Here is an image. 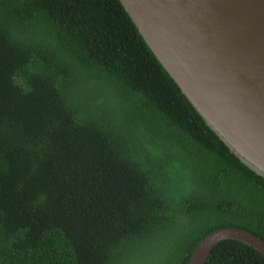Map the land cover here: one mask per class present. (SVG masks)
I'll list each match as a JSON object with an SVG mask.
<instances>
[{
    "label": "trees",
    "instance_id": "16d2710c",
    "mask_svg": "<svg viewBox=\"0 0 264 264\" xmlns=\"http://www.w3.org/2000/svg\"><path fill=\"white\" fill-rule=\"evenodd\" d=\"M264 178L206 125L119 0H0V264H187ZM205 264H264L224 240Z\"/></svg>",
    "mask_w": 264,
    "mask_h": 264
},
{
    "label": "water",
    "instance_id": "95a60500",
    "mask_svg": "<svg viewBox=\"0 0 264 264\" xmlns=\"http://www.w3.org/2000/svg\"><path fill=\"white\" fill-rule=\"evenodd\" d=\"M139 34L206 125L264 178V0H119ZM237 240L264 257V239L239 226L204 235L187 264Z\"/></svg>",
    "mask_w": 264,
    "mask_h": 264
}]
</instances>
